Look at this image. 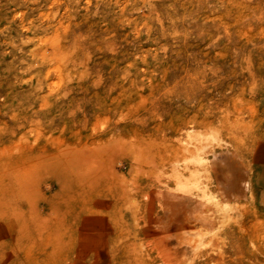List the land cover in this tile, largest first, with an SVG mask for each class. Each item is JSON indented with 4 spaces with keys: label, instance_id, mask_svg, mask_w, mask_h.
I'll return each mask as SVG.
<instances>
[{
    "label": "rangeland",
    "instance_id": "1",
    "mask_svg": "<svg viewBox=\"0 0 264 264\" xmlns=\"http://www.w3.org/2000/svg\"><path fill=\"white\" fill-rule=\"evenodd\" d=\"M0 264H264V0H0Z\"/></svg>",
    "mask_w": 264,
    "mask_h": 264
}]
</instances>
